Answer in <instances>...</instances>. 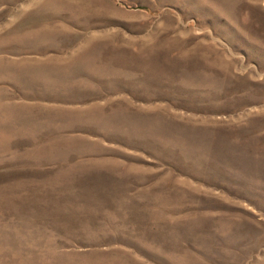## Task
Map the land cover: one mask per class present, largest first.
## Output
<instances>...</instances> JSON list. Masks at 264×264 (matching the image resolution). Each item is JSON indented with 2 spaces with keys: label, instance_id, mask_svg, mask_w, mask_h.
I'll return each instance as SVG.
<instances>
[{
  "label": "rangeland",
  "instance_id": "1",
  "mask_svg": "<svg viewBox=\"0 0 264 264\" xmlns=\"http://www.w3.org/2000/svg\"><path fill=\"white\" fill-rule=\"evenodd\" d=\"M0 264H264V0H0Z\"/></svg>",
  "mask_w": 264,
  "mask_h": 264
}]
</instances>
